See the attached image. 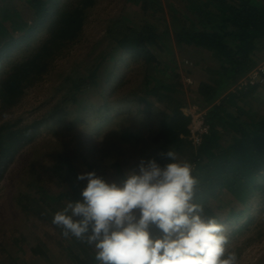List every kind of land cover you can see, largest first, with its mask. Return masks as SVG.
I'll use <instances>...</instances> for the list:
<instances>
[{
	"label": "rangeland",
	"instance_id": "1",
	"mask_svg": "<svg viewBox=\"0 0 264 264\" xmlns=\"http://www.w3.org/2000/svg\"><path fill=\"white\" fill-rule=\"evenodd\" d=\"M28 1L0 0V24L9 30L13 24L24 26ZM138 1L95 0L88 5L81 35L53 62L51 71L29 86L15 105L2 103L0 126L24 127L36 120L45 121L0 180V264H77L76 257L83 258L86 252L83 243L71 234L64 235L52 220L54 213L75 201V191L81 192L85 186L86 181L78 180V174L94 170L109 181H119L141 159L159 161L164 144L154 137L177 108L191 115L190 134L189 142L173 152L178 159L189 162L197 152L192 135L195 121L189 105L196 104L207 113L210 103L195 90L201 81L218 86L216 70L221 63L213 51L176 43L172 32L182 26L202 28L209 18L220 21V15L214 5L204 4L208 0ZM117 21L129 30H140L145 25H152L159 34L169 30L166 39L162 38L161 49L147 44L156 55L155 62L148 64L142 57H124L121 61L108 58L116 47L110 30ZM46 28L12 53L14 61L25 59L47 37ZM253 58L256 65L239 80L264 66V40L258 43ZM93 73L95 83L81 90L74 88ZM187 77L193 82L188 83ZM176 80L182 86L170 91L161 88L164 82ZM237 82L223 90L215 102L220 103L227 91L249 88L238 87ZM262 83H256L259 85L254 94L246 99L225 104L237 122L248 117L255 122L264 119ZM154 88L155 93H151ZM74 93L80 103L72 99L65 102ZM61 105L66 106V114H55ZM224 136L223 142L230 141L229 135ZM253 180L258 188L250 191L246 203L235 206L230 213L233 206L224 202L223 209L230 210V218L219 222L230 237L228 250L240 252L238 264H264V170ZM27 202L30 204L25 207ZM234 213L240 214L236 220L232 219Z\"/></svg>",
	"mask_w": 264,
	"mask_h": 264
},
{
	"label": "trees",
	"instance_id": "2",
	"mask_svg": "<svg viewBox=\"0 0 264 264\" xmlns=\"http://www.w3.org/2000/svg\"><path fill=\"white\" fill-rule=\"evenodd\" d=\"M94 1L79 0L70 4L63 3L64 0H29L24 11V26H21L22 23L13 24L14 28L9 30L0 24V108L3 102L9 106L15 105L29 86L42 80L51 71L53 62L81 35L86 9ZM204 4L216 7L220 21L212 22L208 16L212 14L206 11L208 15L205 16L209 18L206 21L211 27H206L208 23L203 24L202 28L182 26L172 32V38L178 44L213 51L221 63L216 70L220 77L218 86L201 81L195 90L210 103L206 113L210 130L198 145L190 163L194 164L193 174L198 179L195 202L203 206L206 217H215L218 222L224 223L230 218L228 215L234 207L245 204L250 191L258 188L253 179L264 170V119L255 122L248 117L237 122L225 107L228 101L234 103L235 100L246 99L248 95L254 94L259 84L249 85L246 90L227 91L220 103L215 100L257 63L253 55L258 43L264 40V0H208ZM122 21L115 22L110 30L116 47L108 58L121 61L124 57H142L148 64L155 62L156 55L147 44L161 49L162 38L166 39L169 30L159 34L152 25H145L140 30H129ZM45 27L47 37L25 59L14 61L12 53L28 45L34 34ZM118 28L120 30L116 31ZM95 76L96 73H93L89 78L81 79L74 88L81 90L84 85L95 83ZM180 86L181 82L176 80L169 84L164 82L161 88L170 91ZM155 89L150 92L155 93ZM73 95L65 102L72 99L80 103L78 94ZM66 112V106L61 105L55 114L65 115ZM190 120L191 115L177 108L168 120L163 121L154 140L164 144V153L181 150L189 142ZM44 121L36 120L24 127L15 124L0 126V180L20 149L39 133ZM224 134L230 136V141L223 142L226 137ZM158 162L166 163V156H160ZM75 194L73 200L81 198L80 192L75 191ZM224 202L233 206L228 215L229 211L223 209ZM28 203L25 207L29 206ZM240 214L234 213L232 219H238ZM79 241L86 252L83 258L76 257L77 264H97L94 247L83 240ZM230 251L235 252L237 258L240 255L238 249Z\"/></svg>",
	"mask_w": 264,
	"mask_h": 264
},
{
	"label": "clouds",
	"instance_id": "3",
	"mask_svg": "<svg viewBox=\"0 0 264 264\" xmlns=\"http://www.w3.org/2000/svg\"><path fill=\"white\" fill-rule=\"evenodd\" d=\"M164 155L163 164L141 159L119 181L78 174L81 198L54 213L53 224L93 246L97 264H238L225 226L194 200L193 165Z\"/></svg>",
	"mask_w": 264,
	"mask_h": 264
},
{
	"label": "built area",
	"instance_id": "4",
	"mask_svg": "<svg viewBox=\"0 0 264 264\" xmlns=\"http://www.w3.org/2000/svg\"><path fill=\"white\" fill-rule=\"evenodd\" d=\"M186 81L192 83L193 80L191 77H187ZM264 81V66H259L258 68L253 69L249 74H247L243 79L237 82V86H247L255 85L256 83H262ZM190 113L194 117L195 128L192 130V135L194 143L198 146L201 144L203 137L209 133L210 126L205 121V114L198 109V105L190 104ZM200 112V113H199ZM196 113H199L195 115ZM197 120V122H196Z\"/></svg>",
	"mask_w": 264,
	"mask_h": 264
}]
</instances>
